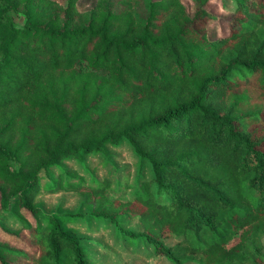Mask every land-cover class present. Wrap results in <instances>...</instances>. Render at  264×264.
Wrapping results in <instances>:
<instances>
[{
  "label": "trees",
  "instance_id": "1",
  "mask_svg": "<svg viewBox=\"0 0 264 264\" xmlns=\"http://www.w3.org/2000/svg\"><path fill=\"white\" fill-rule=\"evenodd\" d=\"M78 1L0 0V231L36 248L2 235L0 264H96L77 223L169 264H264V0H222L213 41L210 0ZM41 188L80 206L47 213Z\"/></svg>",
  "mask_w": 264,
  "mask_h": 264
},
{
  "label": "rangeland",
  "instance_id": "2",
  "mask_svg": "<svg viewBox=\"0 0 264 264\" xmlns=\"http://www.w3.org/2000/svg\"><path fill=\"white\" fill-rule=\"evenodd\" d=\"M61 1V0H55ZM96 0H79L77 5L80 11H89V9L95 4ZM184 5L187 10V14L191 16L193 13V4L190 0H183ZM206 8L210 11V13L214 16L213 19L207 21L206 26V36L209 40H217L221 39L228 35L229 33V14L230 9L225 10L222 6V0H210ZM115 163L118 166L123 167V174L129 173V175L134 174V160L132 155L130 154L129 147L125 145L124 147H120V149L114 152ZM91 165V168H95L93 171V175L98 179H107L110 178L112 174L109 172V167L102 166L99 163L98 158H92L88 160ZM66 164L70 167H74V169H79V166L73 161H67ZM118 174L115 173L113 177L115 178ZM88 185V181L86 183ZM110 196L115 198L119 196L116 194V187L111 186ZM124 195L126 197H130V192L128 187L124 188ZM40 193L37 196V203L42 205L47 213L55 211L57 208H60L62 211H74L77 207L80 206V198L77 194L72 191H65L62 193H53L45 191L44 188H41ZM122 194V193H121ZM27 218V217H26ZM28 219V218H27ZM29 220L33 222L29 218ZM129 228H136L137 222L135 220L129 222ZM74 229L81 236H86L89 238L91 243L90 247V256L93 260L96 261V264H116L125 262L127 264H169V262L162 257H158L154 254L152 248L144 245L132 246L127 242L119 241L115 237V231L110 229H105L102 224H94L91 229H88L85 225L77 223L72 224ZM6 227L13 230H20L21 225L17 220L10 218L6 222ZM20 239L18 238H7L4 233L0 231V236L8 240L10 245L17 246L25 251L30 252L32 255H35L36 248L28 245V233L23 231L19 233ZM262 243L264 244V235L262 236ZM165 245L172 246L174 241L166 238L164 241ZM191 264V263H187Z\"/></svg>",
  "mask_w": 264,
  "mask_h": 264
}]
</instances>
